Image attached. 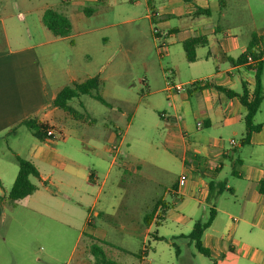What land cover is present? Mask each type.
<instances>
[{
    "label": "crops",
    "instance_id": "0c3cea01",
    "mask_svg": "<svg viewBox=\"0 0 264 264\" xmlns=\"http://www.w3.org/2000/svg\"><path fill=\"white\" fill-rule=\"evenodd\" d=\"M83 1L87 3L71 7L76 13H73L75 14L73 17L66 10V7L70 6L69 0H62V12L69 17L72 26L71 33L64 37H55L43 24L42 13L48 6L43 9L38 6L33 11L18 9L16 16L21 21H25L26 18L29 20L27 29L30 37L23 41L15 40L14 44H11L0 16L5 41L0 42V138H8L16 143L20 128L25 126H16L13 133H9V129L29 116L46 123L53 134L50 138L39 140L25 127L33 138L27 136L25 145H14L9 148L11 152L29 159L39 171V178L30 177L36 189L14 203L10 202L7 193L16 176L17 163L12 160L14 158L0 153V225L3 222L4 226L6 225V236L2 234L0 240L5 241L8 234L13 235L10 241H13L14 245L25 243L24 246L29 249L32 259L45 264L58 263L60 257L57 250L63 244L68 245L64 264H99L91 252V246L96 243L109 260L116 264H125L123 257L130 250L116 241V236L122 234L121 228L114 225L110 230L105 229L102 224L97 225L93 220L94 216L107 220V216L112 212L105 206L96 208L100 189L96 195L90 194L91 187L95 185L96 173L87 169L82 161H77L60 150L59 142L53 141L55 126L58 123L81 126L85 123H94L96 119L91 116V111L87 110L80 99L83 95L90 94L83 93L73 97L65 106H53L51 101L57 92L64 85L95 74L100 76L102 85L104 84L101 72L107 62L105 53L102 54L97 69L90 66L93 73L87 71L90 68L88 64L78 68L68 66L64 70L67 81H63L67 83L62 85L57 84L63 75L55 76L52 67L47 65L45 67L42 63L44 52L39 50L40 46L68 38L75 30L74 34L82 35L95 30V27L83 25L87 21L84 18L87 15L85 16L81 8L89 6L97 9L99 3L105 0ZM144 1L145 17L150 23V29L155 27L158 30L157 37L151 31L150 35L152 38H162L156 46L161 43L166 53L170 55L169 46L177 45L182 48L185 55L183 42L191 37H201L206 43L195 47V58L192 61L200 58L207 61L209 56L215 58L214 71L211 67H204L202 70L192 69L186 75H182L176 69L173 75L180 81L165 80L164 86L159 89L169 94L170 112L158 113L159 116L160 113H164L160 118L167 121L164 143L181 152L180 173L171 186L166 187L171 200L158 198L168 205L161 213L159 221L164 220L169 210L178 211L180 219L186 217L191 220L195 211L199 210L200 204L205 202L209 209L215 210V216L203 232V245L211 251L212 257L225 256L230 252L232 256H229V259L233 264H239L237 257L247 251L246 257L249 259L257 250L253 246L246 249L250 236L253 234L257 237L264 236V194L260 191V181L264 180V148H257L264 147V120L258 119V115L264 113V97L254 115V122L260 124V128L251 133L248 143L241 144L245 129L243 122L245 108L239 98L228 96L212 86L194 88L190 84L195 81H207L240 93L244 82L249 92L253 90L254 70L248 67V63L232 64L226 56L236 58L246 49L253 33H264V0ZM90 40L84 38L85 42L89 43ZM221 58L228 64H220ZM262 59L261 82L264 90V55ZM178 83L182 84V90L185 89V92L167 89V84ZM48 85L52 89H49ZM193 94L196 96L192 107ZM100 95L108 105L92 95L90 97L109 109L106 114L114 111L111 118H118L119 114H116L114 108L117 107L120 111L122 100L111 96L109 101L101 92ZM186 115L193 116L194 126L186 123ZM197 118L202 120L199 128L195 124ZM231 139L235 141L234 144L230 143ZM244 146L251 147L250 153H244ZM112 149L116 151L118 146L113 145ZM11 155L13 157L12 153ZM252 155L255 156L253 160ZM139 169L138 165L132 170ZM229 173L232 174L231 177H228ZM180 175L186 176L182 185H178ZM156 200H151L152 207ZM8 208L10 214L18 215L16 213L18 211L22 213V221L19 223L24 230L21 237L15 234L12 219L6 221ZM111 210H115L114 205ZM160 210L159 205L150 223L145 227L146 234L150 232L151 223L156 221ZM233 211L238 213L236 217L233 216ZM40 216L46 218L44 227L39 225V232L30 229L28 234V226L34 227V222ZM253 227L260 232H253ZM176 232L183 234L181 229H177L173 234H177ZM155 235L165 237L157 232ZM79 240L82 241L81 250L74 257ZM42 242L47 243L43 249L41 245H37ZM32 245L36 246V250H33ZM88 249L90 254L87 252ZM9 251L11 252L10 247ZM146 254L147 249L144 246L141 253L136 254L138 264H145ZM11 256L15 259L13 254ZM0 264L15 262L0 261ZM259 264H264V254H260Z\"/></svg>",
    "mask_w": 264,
    "mask_h": 264
},
{
    "label": "rangeland",
    "instance_id": "374dc122",
    "mask_svg": "<svg viewBox=\"0 0 264 264\" xmlns=\"http://www.w3.org/2000/svg\"><path fill=\"white\" fill-rule=\"evenodd\" d=\"M69 2L70 6L66 7V10L70 15L75 13L71 7L87 3L83 0H69ZM38 6L42 9L48 6L62 11V0H0V16L4 21V28L11 39V44H14L15 40L23 41L30 37L27 29L29 20L26 18L25 21H21L16 16L18 9L33 11ZM145 15L144 0H105L99 3L93 14L84 17L87 21L83 25L95 27L94 31L82 35L74 34L75 30L68 38L39 47V50L44 52L43 65L51 66L55 76L63 75L64 79H59L57 85L67 83L63 81H67L64 70L68 66L78 68L88 64L87 66H94L97 69L101 56L105 53L107 62L101 72L104 84L100 92L109 101L111 100L109 97L112 96L121 99L123 103L120 111L117 107L114 108L119 117L113 119L111 117L114 111L106 114V111H109L107 107L91 98L90 95H83L80 99L87 110L91 111H89L91 116L96 118L94 123H85L81 126L58 123L55 126L53 141L59 142L60 150L77 161H82L88 167L87 169L96 173L97 178L94 187H91L90 194L94 196L100 189L96 208L105 206L112 212L107 216V220L96 216L93 220L97 225L102 224L105 229L110 230V227L114 225L121 228L122 234L116 236V241L130 250L123 257L125 264H138L136 254L141 253L144 246L147 249L145 264H213L214 261L216 264H233L229 259V256H232L230 252L225 256L209 257L199 253L188 238L174 239L180 248L178 255L175 253V247L170 244L169 239L179 234V232L173 234L174 231L181 229L183 234H187L195 219L207 218L209 207L205 202L200 204L199 210L195 211L191 220L186 217L180 219L178 211L169 210L164 220L158 223L153 221L150 232L145 233L146 224L143 217L151 210V200L158 198L171 200L166 187H170L179 175L181 164L180 150L164 143L167 121L160 118L158 113L170 112L169 94L159 89L164 86L165 80L180 81L173 75L176 69L182 75H186L192 69L202 70L204 67H211L214 71L213 62L215 61L212 56L207 57V61L201 58L189 61L182 48L177 45L174 47L167 45L171 51L170 55L165 49L160 52L156 43L162 41V38L151 37L152 28L150 29V23ZM126 19L133 21L126 22ZM29 30L32 34V28ZM3 32L0 26V42H5ZM84 38L91 40L88 43L84 41ZM219 63L224 64L226 61L221 58ZM87 71L93 73V68L90 67ZM48 88L50 89L51 86L48 85ZM185 91L184 89L181 92ZM195 96L193 94L191 98L192 107ZM258 119L263 121L264 113L259 114ZM186 123L194 126L193 116L186 115ZM116 132L120 134L117 135ZM27 136L33 138L25 127H21L17 144L11 139L0 138V153L12 159L10 149L14 145H25ZM113 145L118 146L116 151L112 149ZM244 148V153H250V146H244ZM254 157L252 155V160ZM138 165L140 169L133 171L132 169L137 168ZM231 176L232 174L229 173L228 177ZM112 205L115 206V210H111ZM8 210L6 221L12 219L15 234L21 237L24 230L19 223L22 221V213L18 211L16 212L18 215L10 214V208ZM232 213L234 217L238 215L236 211ZM45 220L43 216L38 217L34 227L28 226V234L30 229L37 231L39 225L44 227ZM1 224L0 237L2 234L6 236V225L4 226V222ZM252 230L260 232L255 227ZM156 232L164 235L168 240H154L153 235ZM11 237L13 235L8 234L5 241L0 240L1 262L45 264L32 259L29 249L24 246L25 243L14 245L13 241H10ZM247 243L246 249L253 246L257 250L249 259L246 257L247 251L237 257L238 263L259 264L260 254H264V236L257 237L253 234ZM46 244L42 242L37 245H41L43 249ZM35 245H32L33 250H36ZM81 246L82 241L79 240L74 257L80 252ZM57 251L60 257L57 264H64L68 245L59 246ZM87 252H90L89 249ZM11 254L15 256V259Z\"/></svg>",
    "mask_w": 264,
    "mask_h": 264
},
{
    "label": "trees",
    "instance_id": "16d2710c",
    "mask_svg": "<svg viewBox=\"0 0 264 264\" xmlns=\"http://www.w3.org/2000/svg\"><path fill=\"white\" fill-rule=\"evenodd\" d=\"M85 15L93 14L96 9L94 7L83 6L81 8ZM43 24L52 32L55 37L68 36L71 33L72 26L69 17L52 7H46L42 13ZM156 36V35H155ZM157 37V36H156ZM205 39L201 37H191L183 42V48L185 51V57L187 60L192 61L195 58V47L197 45L205 44ZM264 55V33H253L249 39L246 49L240 53L236 58L226 56L229 62L232 64H245L248 63V67L254 70V88L251 92L248 91L245 83H242V91L237 93L224 86L208 83L207 81H195L191 86L194 88H203L212 86L217 90L225 92L228 96H237L245 108V114L243 116L244 133L241 137V144L249 142L251 133L257 131L260 128V124L254 122V115L259 108V105L264 97V90L262 88L261 73L263 68ZM102 85V79L98 74L87 77L81 81H73L70 84L64 85L51 101V105L65 106L67 101L73 97H77L80 94H90L102 103L108 105L104 98L100 95V87ZM189 89V87H188ZM25 126L33 136L39 140L50 138L53 134L48 133L50 130L48 125L34 116H29L20 120L15 126L9 129V133L15 132L16 126ZM13 158L17 163V173L11 187L8 190L7 196L11 203L25 197L32 193L36 189V185L30 180V177L39 178V171L36 166L29 160L21 155L12 152ZM260 191L264 194V180L260 181ZM1 197V196H0ZM161 206V210L157 213L156 223L161 219V213L168 208V205L157 199L152 209L145 213L143 220L148 225L152 219L153 214L158 206ZM215 216V210L209 209L208 216L205 220L200 218L194 220L191 230L187 234H178L172 236L170 244L175 247V253L178 255L180 248L174 239L179 237L188 238L191 243L194 244L196 250L206 256L212 257L211 251L205 247L202 243L203 232L209 227ZM154 239L162 240L166 239L163 236L154 234ZM168 240V239H166ZM91 252L99 264H112L113 261L109 260L102 248L94 243L91 246ZM213 264H216L215 261Z\"/></svg>",
    "mask_w": 264,
    "mask_h": 264
},
{
    "label": "built area",
    "instance_id": "2783aa9c",
    "mask_svg": "<svg viewBox=\"0 0 264 264\" xmlns=\"http://www.w3.org/2000/svg\"><path fill=\"white\" fill-rule=\"evenodd\" d=\"M152 32L154 35H156L158 30L155 27H153ZM157 46L160 48V52L162 49H165V47L161 43H159ZM167 89L168 90L174 89L175 91H180L183 89V86H182V84H179V83L178 84H167ZM160 116H164V113H160ZM195 124H196V127L199 128L202 125L201 118H197L195 120ZM48 133H51V131L49 130ZM230 143L234 144L235 141L233 139H231ZM185 179H186L185 175H180L178 178V185H182L184 183Z\"/></svg>",
    "mask_w": 264,
    "mask_h": 264
}]
</instances>
